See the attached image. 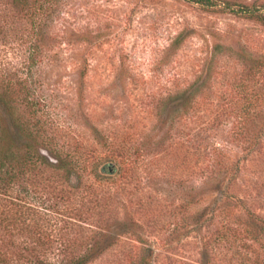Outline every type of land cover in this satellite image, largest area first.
<instances>
[{
    "label": "rangeland",
    "instance_id": "rangeland-1",
    "mask_svg": "<svg viewBox=\"0 0 264 264\" xmlns=\"http://www.w3.org/2000/svg\"><path fill=\"white\" fill-rule=\"evenodd\" d=\"M59 1L47 55L30 70V26L0 0V82L17 97L25 81L55 124L44 134L73 163L0 191V210L27 225L11 232L49 260L201 264L204 242L229 224L247 264H264V238L244 232L248 212L264 219V25L186 0ZM217 1L264 13V0ZM252 114L249 148L241 118ZM221 242L208 264H229Z\"/></svg>",
    "mask_w": 264,
    "mask_h": 264
},
{
    "label": "trees",
    "instance_id": "trees-1",
    "mask_svg": "<svg viewBox=\"0 0 264 264\" xmlns=\"http://www.w3.org/2000/svg\"><path fill=\"white\" fill-rule=\"evenodd\" d=\"M4 1L5 5L10 8L12 15L19 18L16 22H19L20 19H26L25 25L30 26L31 30L27 32L28 42L30 44L27 47L24 62L27 65L25 67L31 70L32 67L37 66L43 60V57L47 55L48 26L52 20L54 9L60 1ZM186 1L197 3L210 9L212 12L228 10L229 12L240 14L245 18L253 19L264 25V13L256 6L245 5L232 9L228 8L229 6H226L228 3L224 2L219 7L218 5L220 4L217 0ZM79 36L83 37L86 41L88 40L84 34H80ZM180 36L181 33L170 44L171 48L178 44ZM219 47V44L216 45V48ZM23 83L25 81L18 83L21 93L16 97L12 91L15 86L13 87L8 82H0V191L5 195L8 192V188H10L11 181H19L27 171L38 172L51 167H55L57 171H63V169L67 171L73 167L68 153H64L60 147H57V143L53 141L49 133L44 134L45 131H56V128H54L55 124L51 121H41L39 115L45 113V110L39 114L37 113L39 110L36 107H39L38 102L40 101L34 100V97L33 99H29V89ZM197 84L201 85L199 82ZM197 84L195 87H198ZM183 91L176 95L183 94ZM41 101L45 102L44 98H41ZM245 114L246 117L250 115L249 111H246ZM255 116L257 117L258 114H255ZM241 121H243L244 125L243 132L240 135L249 148H253L258 143L259 137L254 133L255 128H251L255 126L253 114L248 118V121H246L245 116L241 118ZM12 142H14L15 151L12 148ZM40 147L46 149L55 158V164L50 162V159L40 152ZM15 163H17L16 168L13 165ZM247 215L248 226L244 232L250 233L260 241L261 237L264 238V219L252 212H248ZM202 217L201 212L196 218V221ZM207 219L209 220V224H211L213 216H209ZM16 223L18 229L16 228ZM26 227L25 219L17 220V218L13 217V213L0 210V264H86L91 260V256L88 254L69 256L59 261L49 260L45 254L39 253L35 247H28L26 239H19L16 234L11 232V230L17 229V234L21 235L26 230ZM250 228H253V230H250ZM236 229L239 234L242 232L240 228L236 227ZM236 229L229 224H221L220 227L216 228L213 232V237H209L212 239L207 238L202 245L200 263L208 264L213 259L215 247L223 241V243H230V248L233 247L231 248V256L227 260L229 264L232 263V260L237 261L239 264H247V256L241 251L235 250V246L232 245L233 242L230 241V239H238L236 237ZM260 232H263V234L259 238ZM135 264H152L151 256L149 254H143Z\"/></svg>",
    "mask_w": 264,
    "mask_h": 264
}]
</instances>
